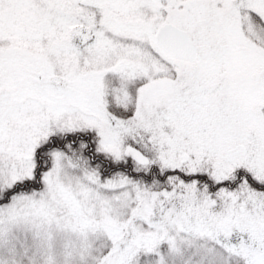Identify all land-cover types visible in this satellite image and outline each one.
<instances>
[{
  "label": "snow or ice",
  "instance_id": "6c2138e0",
  "mask_svg": "<svg viewBox=\"0 0 264 264\" xmlns=\"http://www.w3.org/2000/svg\"><path fill=\"white\" fill-rule=\"evenodd\" d=\"M0 264H264V0H0Z\"/></svg>",
  "mask_w": 264,
  "mask_h": 264
}]
</instances>
